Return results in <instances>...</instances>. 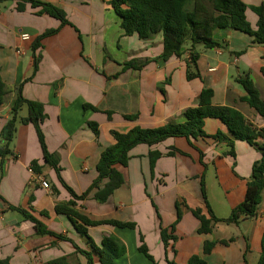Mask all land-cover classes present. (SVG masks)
<instances>
[{
  "label": "crops",
  "instance_id": "0c3cea01",
  "mask_svg": "<svg viewBox=\"0 0 264 264\" xmlns=\"http://www.w3.org/2000/svg\"><path fill=\"white\" fill-rule=\"evenodd\" d=\"M34 1L62 9L69 24L40 15L41 8L28 1L0 4V78L8 91L0 106V147L2 130L21 91L24 98L44 105L47 118L42 130L60 174L46 161L34 125L19 124L11 144L12 154L0 157V260L9 259L10 264H54L63 259L61 264H88L81 252H93L87 239L65 214L56 212L57 205L74 201L76 210L90 221L136 224L135 230L110 225L87 227L98 247L109 236L124 243L127 252L116 261L118 264H153L139 252L141 235L157 264H188L194 255L210 264H258L264 243V192L255 218L239 224L218 222L208 235L199 233L200 222L192 212L201 209L207 214L202 194L204 178L214 214L227 219L216 214L207 182L209 171L214 193L223 197L218 203L232 212L244 201L253 164L261 158L259 151L243 141L235 142V158L224 156L231 148L212 137L219 132L230 134L218 119L205 121L208 137L193 141V145L179 137L134 148L128 165L117 166L124 184L105 202L98 199V194H102L108 180L90 188L98 178L102 153L115 144L113 131L127 133L135 127L183 123V114L198 105L206 88L214 91L213 105L235 108L253 126L264 128V118L241 101L246 92L237 82V78L249 74L264 98V45L255 44L254 38L243 32L218 30L214 38L222 47L198 46L201 77L188 80L190 52L166 63L158 62L164 49L162 35L148 40L126 36L121 19L107 0ZM244 2L248 6L247 19L256 29L258 16L252 9L264 0ZM49 30L58 32L45 38L35 50L37 39ZM24 34L30 36L28 41L22 40ZM240 52L244 53L237 56ZM36 58L39 64L35 72ZM130 61H139L143 67L124 71V64ZM27 115L24 107L20 116ZM125 116L137 119L130 121ZM89 123L98 125V134ZM151 152L162 153L154 167ZM169 152L174 155L169 156ZM34 162L41 170L37 176L49 183V189L30 171ZM21 210L61 238L38 235L35 224L26 220ZM179 213L181 219L173 233L177 240L170 241L166 252L160 229L172 232ZM231 240L228 245L221 243ZM206 241L217 242L210 255L203 252ZM93 258L94 264H101L97 255Z\"/></svg>",
  "mask_w": 264,
  "mask_h": 264
},
{
  "label": "trees",
  "instance_id": "16d2710c",
  "mask_svg": "<svg viewBox=\"0 0 264 264\" xmlns=\"http://www.w3.org/2000/svg\"><path fill=\"white\" fill-rule=\"evenodd\" d=\"M8 0H0V4ZM28 1L35 8H41L40 15H48L62 22V25L69 24L65 12L57 6L34 0ZM107 4L114 10L121 19V27L126 36L138 35L141 40H148L161 34L163 37V53L157 59L158 62L166 63L173 57H182L186 52H190V62L188 64L187 78L193 80L200 78L198 70V60L200 58L197 52L198 46L205 49L221 48L222 44L214 38V33L218 30H236L243 32L254 38V43L264 45V3L252 10L258 16V23L254 29L247 19L248 6L244 0H107ZM18 10L22 12L23 6L19 4ZM58 30H49L42 34L36 41L34 49L41 47L42 41L57 33ZM244 52L236 53L240 56ZM35 72L38 70V58L35 60ZM143 63L139 61H130L124 64V71L130 68L141 69ZM264 76V67L261 69ZM237 82L244 88L246 95L241 98L242 102L247 103L255 109L258 114L264 118V98L253 82L249 74L237 78ZM8 94L5 84L0 78V106L5 102ZM214 91L204 89L199 97V103L196 107L189 108L183 114V123H169L159 128H141L135 127L127 133L113 131L112 135L115 144L107 148L101 155L97 165L98 178L92 184L90 190L99 187L104 180H108L102 194H98V199L105 202L115 190L120 188L125 179L117 166L126 167L130 161V152L139 145L154 146L165 142L170 138H185L193 145V141L208 137L205 130V121L213 118L222 121L228 128L230 136L223 133H217L212 138L220 143H226L231 149L224 156L235 158V142L243 141L248 143L260 152L261 158L253 164L251 179L248 182L247 193L244 201L232 210L228 219L222 220L216 217L209 201L204 178L202 179V194L206 204L207 214L201 209L193 210V215L199 220L200 234H211L213 227L218 222L228 224H239L242 220L255 218L258 213V207L262 202L264 192V128L253 126L244 115L235 108L228 106H215L212 103ZM24 107L28 109L27 117H21L20 112ZM85 108L94 107L86 105ZM111 116V114L109 113ZM47 115L44 111V105L31 101L23 97L19 91L18 97L12 106L11 118L7 121L2 130V146L0 147V157H6L12 154L11 144L15 138L19 124H32L36 128L44 157L52 165L58 174L60 169L54 156L49 153L45 142V136L42 130V124ZM127 120L134 121L137 116H125ZM92 130L98 134L99 128L95 123H89ZM169 156L174 152H169ZM162 156L160 152H151V166L154 167L156 161ZM31 169L36 175L41 173L37 162L32 163ZM71 191V190H70ZM72 192V191H71ZM73 193V192H72ZM87 195V193L85 194ZM75 198H79L74 194ZM76 203L71 201L66 204H59L56 207L58 214H65L75 225L78 232L87 239L93 252L87 253L81 251L88 259V264H94L93 254L97 255L101 264H118L116 261L122 258L126 252V246L116 236L104 238L102 246L98 247L88 235L87 227H96L110 225L120 229H136L133 222L121 221H100L93 222L81 215L76 210ZM26 220L35 224L38 235H55L48 228L38 221L33 215L25 210H21ZM181 214H178L176 223L171 227V231L161 227L160 235L165 246L166 252L170 241H176L173 234L176 224L180 221ZM61 238V237H60ZM231 241H221L228 245ZM141 245L139 252L142 253L153 264H157L154 257L150 254L145 243L144 236H140ZM217 245V242L206 241L204 244V255H210ZM63 260V259H62ZM62 260L54 261V264H61ZM0 264H10L9 259L0 260ZM169 264H175L170 262ZM188 264H210L202 256L194 255L189 259ZM258 264H264V243Z\"/></svg>",
  "mask_w": 264,
  "mask_h": 264
},
{
  "label": "rangeland",
  "instance_id": "374dc122",
  "mask_svg": "<svg viewBox=\"0 0 264 264\" xmlns=\"http://www.w3.org/2000/svg\"><path fill=\"white\" fill-rule=\"evenodd\" d=\"M212 179H213L212 178V173H211V171H209V174L207 176V182L210 185V193H211L210 196L212 197L211 200H212L213 206H214V208L216 210V214H217V216H223L224 218L228 219L230 217V215H231V212H229L228 209L225 210V206L218 203V201H223V197L221 196V194H219V192L214 193V189H213V186H212V184H213ZM214 194H215V198L216 199H213L214 198ZM222 220H225V219H222Z\"/></svg>",
  "mask_w": 264,
  "mask_h": 264
},
{
  "label": "built area",
  "instance_id": "2783aa9c",
  "mask_svg": "<svg viewBox=\"0 0 264 264\" xmlns=\"http://www.w3.org/2000/svg\"><path fill=\"white\" fill-rule=\"evenodd\" d=\"M30 39V36L27 34L22 35L23 41H28ZM21 53V52H20ZM30 171L34 173V171L30 168ZM35 174V173H34ZM36 175V174H35ZM36 180L38 183H40L45 189H49L50 185L47 181H45L42 177L36 175Z\"/></svg>",
  "mask_w": 264,
  "mask_h": 264
}]
</instances>
